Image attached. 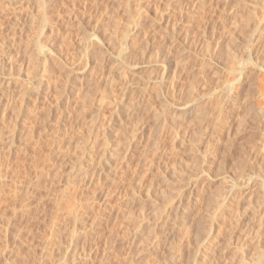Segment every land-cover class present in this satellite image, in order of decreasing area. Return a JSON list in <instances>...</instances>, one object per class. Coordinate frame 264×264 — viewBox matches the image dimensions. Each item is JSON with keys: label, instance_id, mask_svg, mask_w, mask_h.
Here are the masks:
<instances>
[{"label": "rangeland", "instance_id": "rangeland-1", "mask_svg": "<svg viewBox=\"0 0 264 264\" xmlns=\"http://www.w3.org/2000/svg\"><path fill=\"white\" fill-rule=\"evenodd\" d=\"M0 96V264H264V0H0Z\"/></svg>", "mask_w": 264, "mask_h": 264}, {"label": "bare ground", "instance_id": "bare-ground-1", "mask_svg": "<svg viewBox=\"0 0 264 264\" xmlns=\"http://www.w3.org/2000/svg\"><path fill=\"white\" fill-rule=\"evenodd\" d=\"M39 1V6L43 9L44 7H45V5H46V2H47V0H38ZM42 22L44 23V25H45V20L42 18ZM11 45V44H10ZM12 46V45H11ZM39 46V45H38ZM5 47V46H4ZM4 50V49H3ZM37 50V52H38V54L39 53H43L44 51H45V46L43 45V46H40V47H38V49H36ZM5 51V50H4ZM3 51V52H4ZM9 52H11V51H9ZM9 52H7V54L9 53ZM3 54H5V53H3ZM6 54V55H7ZM10 56H11V54H10ZM5 57V56H4ZM7 57H8V55H7ZM9 59H10V57H9ZM8 59V60H9ZM247 61V60H246ZM44 63H46L45 62V60H44ZM48 63V62H47ZM7 64V63H6ZM11 64V63H10ZM45 67V66H44ZM236 68V71H239V72H241V67L240 66H236L235 67ZM242 76V75H241ZM239 79V78H238ZM237 79V80H238ZM241 81H243V80H241ZM24 90V89H23ZM34 90V89H33ZM37 90V89H36ZM35 90V91H36ZM25 91V90H24ZM27 93V92H26ZM22 95V94H21ZM24 95H25V93H24ZM1 97V96H0ZM31 98V97H30ZM202 98V97H201ZM205 98V97H204ZM204 98H203V100H204ZM6 99V98H5ZM40 98L39 97H35V99H33L34 100V102H37L38 100H39ZM0 101H2V99H0ZM5 101V100H4ZM11 102V101H10ZM23 102V101H22ZM26 102V101H25ZM14 103V102H13ZM29 103H30V101H29ZM5 104V103H4ZM35 104V103H34ZM140 104V103H139ZM28 105V104H27ZM37 105V104H36ZM10 106V105H9ZM119 104L118 103H115V105H114V110H118L119 109ZM13 107V106H12ZM27 107V106H26ZM29 107V106H28ZM131 113L132 114H134L135 113V111L138 109V107H139V105H137V104H131ZM25 108V107H24ZM30 108H31V106H30ZM28 109V108H27ZM27 109L26 110H24V111H27ZM32 109V108H31ZM28 111H30L31 112V110H28ZM27 113V112H26ZM29 113V112H28ZM30 114V113H29ZM2 135H3V133H2ZM2 135H0V137L2 136ZM15 140V137H14V134H12L11 136H10V139H9V143H11V144H13V141ZM264 151V150H263ZM262 151V152H263ZM262 154V153H261ZM12 174V173H11ZM27 174V173H26ZM24 175V174H23ZM13 176H14V174H13ZM37 177V176H36ZM100 177H101V174L96 170V171H94V172H92V173H90L88 170H85L84 172H82L81 173V175H80V180H79V182H80V185L82 186V185H84L83 183H85V185H87V187L88 188H92L93 186H96L97 184H101V181L102 180H100ZM22 178V177H21ZM24 179V178H23ZM21 180V179H20ZM33 180H34V178H33ZM37 180V179H36ZM39 180V179H38ZM95 180H96V182H98L97 184L95 183ZM68 181H71V180H68ZM30 182V181H29ZM95 183V184H94ZM261 184H260V187H259V189L261 190V196L263 195V197H264V178H263V180L260 182ZM71 186H73L74 184H76V182H71ZM84 185V186H85ZM102 185V184H101ZM21 186H22V184H21ZM75 186V185H74ZM17 187V186H16ZM28 187V186H27ZM32 188V187H31ZM10 189H12V188H10ZM16 189H18V188H15L14 190H16ZM34 189V188H33ZM248 193L247 194H251L252 193V190H250L251 188L250 187H246V188H244ZM2 190V189H1ZM19 190V189H18ZM25 190H27L28 191V188L26 189L25 188ZM66 190V189H65ZM8 191V190H7ZM13 191V190H12ZM73 191V190H72ZM245 191V192H246ZM1 192V191H0ZM18 192V191H17ZM16 191H15V193H17ZM31 192V191H30ZM35 192V191H34ZM255 192V191H254ZM4 192H2V194H3ZM7 193V192H6ZM8 193H10V192H8ZM19 193V192H18ZM21 193V192H20ZM26 193H28V192H26L25 191V194ZM32 193V192H31ZM12 194V193H11ZM24 194V193H23ZM70 194V193H69ZM71 194H73V192L71 193ZM7 195V194H6ZM5 195V196H6ZM19 194H14V198L15 199H13V200H15V202H19V205H18V207H20V202H21V199L22 198H19L20 199V201H17L18 200V197H20V195L18 196ZM29 195V194H28ZM67 195V194H66ZM74 195V194H73ZM4 196V195H3ZM9 196V195H8ZM8 196H7V198H8ZM104 193L101 191L99 194H97V195H95V197H93V200L94 201H92L93 203L92 204H96V205H98V206H100L101 205V203L102 202H104V201H102V202H100L102 199L101 198H105L106 197V195L104 196ZM13 197V196H12ZM70 197V196H69ZM11 198V197H10ZM66 198H68V197H66L65 196V198H64V200L66 199ZM75 198V197H74ZM6 199V198H5ZM9 199V198H8ZM12 199V198H11ZM29 199V198H28ZM58 199V198H57ZM60 199H61V197H60ZM63 199V198H62ZM61 199V200H62ZM70 199V198H69ZM69 199H67V200H69ZM73 199V198H72ZM76 199V198H75ZM12 200V201H13ZM53 200H55V199H53ZM71 200V199H70ZM56 201V200H55ZM1 202V201H0ZM15 202H14V205H15ZM23 202V203H22ZM21 203H22V206H21V211L23 210V208L24 207H27V204H26V206L24 205V203L25 202H27V201H22ZM52 202H54V201H52ZM59 202H62V201H56L55 202V207H56V212L58 213V212H60L61 211V204H63V202L60 204ZM9 203V202H8ZM12 203V202H11ZM69 203V202H68ZM72 203V202H71ZM2 204V203H1ZM1 204H0V206H1ZM17 204V203H16ZM66 204V203H65ZM74 204V203H73ZM223 205V204H222ZM13 206V205H12ZM178 206H179V204L177 205V207H176V209H178ZM6 207V206H5ZM11 207V206H10ZM15 207V206H14ZM13 207V208H14ZM91 207V206H90ZM101 207V206H100ZM12 208V207H11ZM16 208H17V206H16ZM70 208V206H67V208H65L66 209V211L68 210ZM81 208V207H80ZM92 208V207H91ZM15 209V208H14ZM19 209V208H18ZM17 209V210H18ZM26 209V208H25ZM27 209H28V207H27ZM26 209V210H27ZM63 209V208H62ZM16 210V209H15ZM14 210V211H15ZM25 210V211H26ZM88 210V209H87ZM20 211V210H19ZM69 211V210H68ZM90 211V210H89ZM99 211V210H98ZM62 212V211H61ZM83 212V211H82ZM88 212V211H87ZM14 213V212H13ZM97 213V212H96ZM6 214V213H5ZM15 214V213H14ZM13 214V215H14ZM70 214V213H69ZM2 215V214H1ZM92 215V214H91ZM65 216V215H64ZM93 216V215H92ZM55 217V216H54ZM57 217V216H56ZM94 217V216H93ZM59 218V217H58ZM84 219V218H83ZM52 220V219H51ZM85 220V219H84ZM53 221V220H52ZM92 225V224H91ZM31 229V228H30ZM89 233V232H88ZM33 236V235H32ZM45 242V241H44ZM44 248V247H43ZM43 250V249H42ZM42 252V251H41ZM46 252V251H45ZM39 254H41V253H39ZM45 255V254H44ZM47 255V254H46ZM40 259V258H39ZM42 259V258H41Z\"/></svg>", "mask_w": 264, "mask_h": 264}]
</instances>
